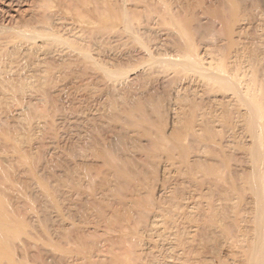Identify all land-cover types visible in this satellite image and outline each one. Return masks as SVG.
Wrapping results in <instances>:
<instances>
[{"label": "rangeland", "instance_id": "obj_1", "mask_svg": "<svg viewBox=\"0 0 264 264\" xmlns=\"http://www.w3.org/2000/svg\"><path fill=\"white\" fill-rule=\"evenodd\" d=\"M0 239V264H264V0H0Z\"/></svg>", "mask_w": 264, "mask_h": 264}, {"label": "bare ground", "instance_id": "obj_2", "mask_svg": "<svg viewBox=\"0 0 264 264\" xmlns=\"http://www.w3.org/2000/svg\"><path fill=\"white\" fill-rule=\"evenodd\" d=\"M80 1V0H79ZM89 1V0H88ZM4 3V2H3ZM184 3V2H183ZM197 3V2H196ZM76 5V4H75ZM87 5V4H86ZM102 5V4H101ZM153 5V4H152ZM194 5H195V3H194ZM90 7V6H89ZM145 7V6H144ZM178 7V6H177ZM115 8V7H114ZM123 8V7H122ZM134 8V7H133ZM158 8V7H157ZM129 9V8H128ZM146 9V8H145ZM159 9V8H158ZM203 9H204V7H203ZM97 10V9H96ZM101 11V10H100ZM134 11V10H133ZM193 11V10H192ZM226 12V11H225ZM87 13V12H86ZM144 14V13H143ZM49 15V14H48ZM87 15V14H86ZM100 15V14H99ZM146 15V14H145ZM117 16V15H116ZM90 17V16H89ZM101 17V16H100ZM132 19V18H131ZM28 21V20H27ZM89 21V20H88ZM90 22V21H89ZM131 23V22H130ZM90 23H88V25H89ZM143 24V23H142ZM135 25V24H134ZM62 27V26H61ZM133 27V26H132ZM134 31V30H133ZM138 31V30H137ZM107 33V32H106ZM96 34V33H95ZM147 34V33H146ZM30 36V35H29ZM34 37V36H33ZM37 37V36H36ZM109 37V36H108ZM121 37V36H120ZM175 38V37H174ZM98 45V44H97ZM159 47V46H158ZM139 50V49H138ZM163 52V51H162ZM13 53H14V51H13ZM216 54V53H215ZM210 57V56H209ZM144 59H146V58H144ZM207 59V58H206ZM64 60V59H63ZM20 61V60H19ZM210 61V60H209ZM14 62V61H13ZM21 62V61H20ZM33 62V61H32ZM4 63V62H3ZM18 64V63H17ZM190 64V63H189ZM189 64H187V65H189ZM183 66V65H182ZM196 72V71H195ZM104 80V79H103ZM116 80V79H115ZM134 81V80H133ZM232 82V81H231ZM27 85V84H26ZM35 85V84H34ZM20 86V85H19ZM111 86V85H110ZM239 87V86H238ZM16 88V87H15ZM240 88V87H239ZM123 89V88H122ZM241 89V88H240ZM17 90H19V89H17ZM125 90V89H124ZM131 92V91H130ZM19 93V92H18ZM242 93V92H241ZM19 95V94H18ZM31 98V97H30ZM220 100V99H219ZM244 100H246V99H244ZM221 102V101H220ZM247 104V103H246ZM249 104V103H248ZM132 106V105H131ZM248 107V106H247ZM250 108H251V106H250ZM112 109V108H111ZM110 109V110H111ZM252 109L254 110V108L252 107ZM108 111V110H107ZM182 111V110H181ZM186 111V110H185ZM17 115V114H16ZM175 116V115H174ZM257 116V115H256ZM18 117V116H17ZM22 117V116H21ZM220 117V116H219ZM248 117V116H247ZM256 118V117H255ZM126 119V118H125ZM155 122V121H154ZM196 123V122H195ZM201 123V122H200ZM255 131V130H254ZM173 137H175V136H173ZM112 141V140H111ZM149 144V143H148ZM258 146V145H257ZM132 147V146H131ZM254 147V146H253ZM142 149V148H141ZM197 149V148H196ZM206 149V148H205ZM257 150V149H256ZM212 151V150H211ZM196 153V152H195ZM198 154V153H197ZM84 155V154H83ZM181 156V155H180ZM162 157V156H161ZM160 157V158H161ZM193 158V157H192ZM79 159V158H78ZM216 159V158H215ZM209 161V160H208ZM68 165V164H67ZM91 164H89L88 166H90ZM221 165V164H220ZM198 166V165H197ZM194 167V166H193ZM182 168V167H181ZM67 169V168H66ZM214 170V169H213ZM166 171H168V170H166ZM73 172V171H72ZM131 172V171H130ZM227 172V171H226ZM237 172V171H236ZM261 172V171H260ZM165 174V173H164ZM187 175V174H186ZM236 175V174H235ZM90 176V175H89ZM140 177V176H139ZM236 177V176H235ZM119 178V177H118ZM148 179V178H147ZM32 180V179H31ZM229 180V179H228ZM34 181V180H33ZM72 182V181H71ZM23 183V182H22ZM73 183V182H72ZM113 183H114V181H113ZM100 184V183H99ZM130 184V183H129ZM106 185V184H105ZM117 185V184H116ZM63 186V185H62ZM199 188V187H198ZM260 188V187H259ZM70 189V188H69ZM113 189V188H112ZM213 189V188H212ZM33 190V189H32ZM5 193V192H4ZM141 193V192H140ZM12 194V193H11ZM135 194V193H134ZM107 195V194H106ZM37 197V196H36ZM91 197V196H90ZM82 198V197H81ZM102 198V197H101ZM108 198V197H107ZM259 198V197H258ZM43 199V198H42ZM92 199V198H91ZM108 200V199H107ZM262 200V199H261ZM26 202V201H25ZM109 202V201H108ZM117 202V201H116ZM20 203V202H19ZM50 203V202H49ZM130 203V202H129ZM108 204V203H107ZM41 205V204H40ZM77 205V204H76ZM111 205V204H110ZM118 205V204H117ZM42 207V206H41ZM87 207V206H86ZM159 208V207H158ZM228 208V207H227ZM121 209V208H120ZM19 210V209H18ZM91 210V209H90ZM107 210V209H106ZM159 210V209H158ZM215 210V209H214ZM93 211V210H92ZM160 211V210H159ZM204 211V210H203ZM124 212V211H123ZM131 212V211H130ZM217 212V211H216ZM162 213V212H161ZM212 213V212H211ZM73 214V213H72ZM71 214V215H72ZM82 214V213H81ZM108 215V214H107ZM210 215V214H209ZM212 215V214H211ZM204 216V215H203ZM10 217V216H9ZM36 217V216H35ZM83 217V216H82ZM99 217V216H98ZM167 217V216H166ZM202 217V216H201ZM89 218V217H88ZM87 218V219H88ZM156 218V217H155ZM199 218V217H198ZM197 218V219H198ZM13 219V218H12ZM100 219V218H99ZM263 219V218H262ZM224 220V219H223ZM28 221V220H27ZM210 221V220H209ZM246 221V220H245ZM54 222V221H53ZM102 222V221H101ZM155 222V221H154ZM244 222V221H243ZM104 223V222H103ZM35 224V223H34ZM61 224V223H60ZM154 224V223H153ZM32 225V224H31ZM86 225V224H85ZM209 225V224H208ZM94 226V225H93ZM132 226V225H131ZM160 226V225H159ZM115 227V226H114ZM62 228V227H61ZM64 228V227H63ZM242 228V227H241ZM102 229V228H101ZM211 229V228H210ZM28 230V229H27ZM248 230V229H247ZM6 231V232H5ZM4 231V233L7 235V237L8 238H10V236H12V235H10V229H8V230H5ZM12 231V230H11ZM65 231V230H64ZM69 231V230H68ZM116 231V230H115ZM75 232V231H74ZM204 232V231H203ZM251 232V231H250ZM17 233V231H15L14 233H13V231H12V234H16ZM32 233V232H31ZM5 234H3V235H5ZM92 234V233H91ZM201 234V233H200ZM20 235V234H19ZM81 235V234H80ZM237 236V235H236ZM46 237V236H45ZM67 237V236H66ZM100 237V236H99ZM238 237V236H237ZM6 238V237H5ZM7 238V239H8ZM78 238V237H77ZM117 238V237H116ZM23 239V238H22ZM1 240V239H0ZM12 242V241H11ZM10 242V243H11ZM107 242V241H106ZM29 243V242H28ZM87 244V243H86ZM80 245V244H79ZM257 245V244H256ZM33 246V245H32ZM89 246V245H88ZM101 246V245H100ZM138 246V245H137ZM93 247V246H92ZM95 247V246H94ZM98 248H99V246H97ZM108 247V246H107ZM105 248V247H104ZM22 249V248H21ZM96 250V249H95ZM98 250V249H97ZM106 250V249H105ZM258 250V249H257ZM87 251H88V249H87ZM107 251V250H106ZM89 252V251H88ZM42 253H43V251H42ZM99 253V252H98ZM108 253V252H107ZM82 254H83V252H82ZM92 254V253H91ZM95 254V253H94ZM106 254V253H105ZM89 256V255H88ZM134 256V255H133ZM138 256V255H137ZM94 257V256H93ZM84 258V257H83ZM97 258H98V256H97ZM74 259V258H73ZM16 260V259H15ZM96 261V260H95ZM69 262V261H68ZM80 263V262H79ZM103 263V262H102ZM114 263V262H113ZM89 264V263H88Z\"/></svg>", "mask_w": 264, "mask_h": 264}]
</instances>
